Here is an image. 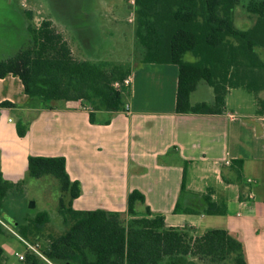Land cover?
<instances>
[{"label":"trees","instance_id":"obj_1","mask_svg":"<svg viewBox=\"0 0 264 264\" xmlns=\"http://www.w3.org/2000/svg\"><path fill=\"white\" fill-rule=\"evenodd\" d=\"M238 5L256 17L246 29L234 25ZM128 7L133 14L134 53L139 57L136 66H177V113H222L228 91L244 88L256 94V112L264 115V61L256 51L264 49V0H132ZM186 53L194 60H186ZM110 67L74 57L62 33L50 19H44L32 31L28 47L0 58V79L8 74L17 76L31 106L81 101L93 110L120 111L124 106L122 92L111 83L121 81L131 68L120 64ZM199 82L211 88V102L191 103L190 95ZM15 127L17 135L23 137L28 123L20 119ZM232 163L239 181L242 160ZM185 172L186 163L173 212L223 214L225 209L208 195H202V205H184L181 199L188 193ZM27 175H50L62 192L57 212L65 229L58 236L48 235L45 247L38 248L52 264H248L242 243L225 229L211 228L196 235L191 226L169 227L164 216L152 213L148 206L139 216L135 206L145 203V197L136 189L127 195L128 219L116 211L73 209L72 201L80 195L81 187L79 181L70 179L64 156L29 155ZM22 183L10 182L0 172V232L4 223L31 243L30 238L36 240L43 234L50 215L43 210L29 216L21 205L15 208L18 203L9 205L10 195L18 196ZM2 256L0 246V260ZM45 259L27 250L23 261L49 264Z\"/></svg>","mask_w":264,"mask_h":264},{"label":"crops","instance_id":"obj_2","mask_svg":"<svg viewBox=\"0 0 264 264\" xmlns=\"http://www.w3.org/2000/svg\"><path fill=\"white\" fill-rule=\"evenodd\" d=\"M177 72L174 64L131 68L128 110L113 112L81 101L31 106L19 78L6 75L0 79L2 177L20 181L29 155L64 156L70 179L81 187L73 209L116 211L128 219L127 195L136 189L145 203L135 207L163 215L166 226H191L196 235L225 229L242 243L248 264H264V115L257 114L256 105L244 112L230 107V90L222 113H177ZM190 101L211 102V88L199 82ZM20 119L28 123L23 137L15 127ZM238 159L239 181L232 163ZM184 163V205H202V195H208L223 214L173 212Z\"/></svg>","mask_w":264,"mask_h":264},{"label":"rangeland","instance_id":"obj_3","mask_svg":"<svg viewBox=\"0 0 264 264\" xmlns=\"http://www.w3.org/2000/svg\"><path fill=\"white\" fill-rule=\"evenodd\" d=\"M128 2L131 3L132 0H0V58L14 55L32 43V31L48 18L40 6L44 4L58 18L59 22L56 20L52 22L67 42L70 41L72 45L74 41L79 40L88 42L83 45H87L84 49L90 59H97L102 55L104 59L102 63H106L107 68H111L110 66L114 64L123 65L126 69L133 68L139 63V57L134 53L133 14L127 7ZM103 5L106 6L105 11L109 15L104 29L99 24L102 18L100 19L97 13ZM255 18V15L246 12L241 5L234 9L233 22L238 29L252 26ZM120 25H124L123 29H120ZM117 29L122 32V36H119ZM68 45L74 57L84 59L78 55L76 48L72 50V46L69 43ZM109 50L113 56L108 53ZM256 51L264 61V49L256 48ZM122 52H125L124 56L121 55ZM184 58L194 60L190 53H186ZM114 82L111 83L112 87ZM126 94V91L122 93L124 104H126L124 101ZM257 95L262 97L263 92H258ZM227 98L230 107L238 111L244 112L248 108L252 111L256 105V94L244 88L230 89ZM20 181L23 182V189L18 196L16 193L10 195L9 205L18 203L15 208L19 209L22 206L29 216L43 210L50 215L43 234L36 240L29 239L33 241L29 242L30 244H35L41 249L45 247L48 235L58 236L65 229L57 212V203L62 192L58 181L50 175L32 178L27 175L26 170ZM30 201L34 202L33 208H28ZM139 206L135 207L136 211L144 212V207ZM162 209H165V206ZM3 217L7 218L5 215ZM6 226L3 227L4 231L0 232V246L3 248L0 264H25L18 256L24 255L28 249L22 238L18 234H13L8 229L11 228L10 226ZM258 245L259 241L255 246ZM261 247L264 248V241L261 242ZM259 261L262 262L261 254Z\"/></svg>","mask_w":264,"mask_h":264},{"label":"flooded vegetation","instance_id":"obj_4","mask_svg":"<svg viewBox=\"0 0 264 264\" xmlns=\"http://www.w3.org/2000/svg\"><path fill=\"white\" fill-rule=\"evenodd\" d=\"M107 5V4H106ZM40 6L42 7V10H44V13L47 15V17L48 18H46V19H50L51 21L53 20V21H58L59 22V20H58V18L51 12V10L49 9V8H47L46 7V5H41L40 4ZM103 6H105V5H103ZM100 7V11H98L97 13H98V17L101 19L102 18V21L100 20L99 21V24H100V26L101 27H103V29L106 27L105 25H107V22H108V17H109V15H107L106 13V11H105V8H106V6L105 7ZM128 7V6H127ZM96 14V13H95ZM50 17V18H49ZM61 25V24H60ZM118 25H119V23H118ZM118 25H117V27H118ZM64 28H65V26L64 25H62ZM123 26L124 25H120L119 27H120V29H123ZM114 27H116V26H114ZM102 29V30H103ZM115 30V29H114ZM113 30V31H114ZM117 31H119L118 29H117ZM69 33V32H68ZM118 34H119V36H122V32L121 31H119L118 32ZM108 37V36H107ZM122 39V38H121ZM68 43L72 46V50H73V48H76V51H77V53H78V55L80 56V57H83L84 59H87V60H89V61H91V62H94V63H99V62H102L104 59H102V55L100 56V58H97V59H93V58H91L90 59V57H89V54L87 53V52H85V49L84 48H86V46L87 45H83V44H88V42L87 41H83V40H79V41H74L73 42V45H74V47H73V45H72V43L70 42V41H68ZM108 53H110V55L111 56H113L112 54V52H111V50H109V52ZM121 55H125V52H122L121 53Z\"/></svg>","mask_w":264,"mask_h":264},{"label":"built area","instance_id":"obj_5","mask_svg":"<svg viewBox=\"0 0 264 264\" xmlns=\"http://www.w3.org/2000/svg\"><path fill=\"white\" fill-rule=\"evenodd\" d=\"M130 84H131V78H130L129 75H127V76H125L121 81H118V80L115 81V82L113 83V87H114L115 89H117V90H119V91H121V92L123 93L124 91H126V90L129 88ZM122 110L127 111V110H128V106L124 104ZM249 181H250V180H249ZM2 224H3L4 226H6L4 223H2ZM6 227H7V226H6ZM8 229H9L13 234L16 235V233H15L11 228L8 227ZM22 240H23V242L25 243V245H26V247H27V249H28L29 251L34 252V253L38 254L40 257H42L43 259H45L44 256L39 252V250H38L37 246H35V244H30L29 242L25 241L24 239H22ZM18 257H19V259H21V260L24 259V255H19ZM45 260H46V259H45ZM46 261H47L49 264H52V263L49 262L48 260H46Z\"/></svg>","mask_w":264,"mask_h":264},{"label":"water","instance_id":"obj_6","mask_svg":"<svg viewBox=\"0 0 264 264\" xmlns=\"http://www.w3.org/2000/svg\"><path fill=\"white\" fill-rule=\"evenodd\" d=\"M33 207H34V202L30 201L29 204H28V208H33Z\"/></svg>","mask_w":264,"mask_h":264}]
</instances>
